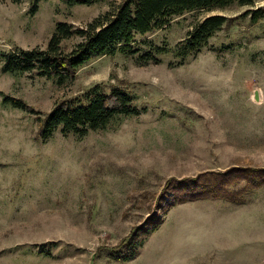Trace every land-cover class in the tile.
Instances as JSON below:
<instances>
[{"label":"rangeland","instance_id":"obj_1","mask_svg":"<svg viewBox=\"0 0 264 264\" xmlns=\"http://www.w3.org/2000/svg\"><path fill=\"white\" fill-rule=\"evenodd\" d=\"M122 1L0 0V51L47 48L59 22L85 26ZM250 9L264 13V0L179 16L139 34L148 44L135 54L93 56L65 85L0 62V264H264V184L238 203L171 199L201 172L264 167V17L237 18L184 62L151 46L175 48L205 16ZM149 48L160 60L140 57ZM98 83L128 87L141 112L45 138L56 103Z\"/></svg>","mask_w":264,"mask_h":264},{"label":"trees","instance_id":"obj_2","mask_svg":"<svg viewBox=\"0 0 264 264\" xmlns=\"http://www.w3.org/2000/svg\"><path fill=\"white\" fill-rule=\"evenodd\" d=\"M20 2L22 0H12ZM69 5L92 4L101 0H65ZM38 2V0H37ZM34 4V10L37 6ZM257 0H124L103 14L97 16L85 26H76L61 21L49 41L47 48H25L0 51V62L5 72L18 75L21 72L35 70L40 75L53 78L60 85L76 75L77 70L98 54H115L122 52L135 54L141 50L139 34L146 35L166 26L184 14L207 9H225L235 3L253 6ZM241 16H229L218 12L205 16L194 24L186 38L176 44L175 48L158 46V52L173 54L181 62L198 54L220 30L237 18L253 12L252 19L257 21L264 17L259 10L250 9ZM254 10V11H253ZM80 36L82 39L70 50L64 47L65 39ZM152 49V48H151ZM145 61L160 60L152 50L141 54ZM16 106L33 108L21 99L9 96ZM141 108L136 103L135 95L124 85L112 86L98 83L89 87L79 96L61 99L42 124L45 138L61 130L65 135L74 133L86 135L91 130L117 128L123 119L137 115ZM174 179L170 186H172ZM242 182L245 185L241 186ZM172 188L171 199L178 195L187 201L200 197L226 198L232 202L246 200V192L264 184V167L253 165L233 166L225 171H205L176 182Z\"/></svg>","mask_w":264,"mask_h":264},{"label":"water","instance_id":"obj_3","mask_svg":"<svg viewBox=\"0 0 264 264\" xmlns=\"http://www.w3.org/2000/svg\"><path fill=\"white\" fill-rule=\"evenodd\" d=\"M256 98L259 99V92H256Z\"/></svg>","mask_w":264,"mask_h":264}]
</instances>
